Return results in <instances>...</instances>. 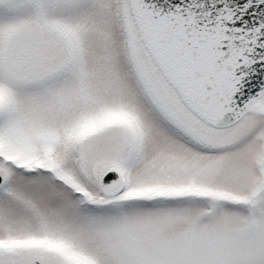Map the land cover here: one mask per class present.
Instances as JSON below:
<instances>
[{
  "label": "rangeland",
  "instance_id": "1",
  "mask_svg": "<svg viewBox=\"0 0 264 264\" xmlns=\"http://www.w3.org/2000/svg\"><path fill=\"white\" fill-rule=\"evenodd\" d=\"M132 1L0 0V264H264V96L198 122Z\"/></svg>",
  "mask_w": 264,
  "mask_h": 264
},
{
  "label": "water",
  "instance_id": "2",
  "mask_svg": "<svg viewBox=\"0 0 264 264\" xmlns=\"http://www.w3.org/2000/svg\"><path fill=\"white\" fill-rule=\"evenodd\" d=\"M134 5L153 62L206 125H233L264 93V0H134ZM102 184L109 193L120 190L113 171Z\"/></svg>",
  "mask_w": 264,
  "mask_h": 264
}]
</instances>
